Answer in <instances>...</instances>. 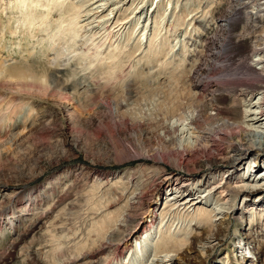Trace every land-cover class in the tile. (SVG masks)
<instances>
[{"label":"bare ground","instance_id":"obj_1","mask_svg":"<svg viewBox=\"0 0 264 264\" xmlns=\"http://www.w3.org/2000/svg\"><path fill=\"white\" fill-rule=\"evenodd\" d=\"M44 1L0 0V44L6 34L16 32V27L7 25L10 19L13 21L14 11L18 10L20 15L17 21L26 15L32 22L36 15L37 21L43 22L50 18L52 10H63L66 29L77 28L85 35L90 33L86 41L97 49L110 36L122 35L128 43L133 39L140 49L144 36L143 50L147 52L136 59V64L144 62L148 70L140 73L149 76L152 83L151 107L139 114L131 126L124 118L123 108L131 90L138 87L137 80L133 82L134 87L132 82L125 85L122 80L126 94L122 100L105 99V110L110 117L118 119L123 129L131 128L127 135L132 139L128 137L127 143H121L119 131L114 128L117 123H107L108 136L115 142L117 155L149 159L151 164L124 170L120 175L93 168L87 171L86 178L105 188L112 197L109 205L123 203L119 214L96 221L91 232L93 246L81 250L66 264L79 261L90 264L97 257H102L103 264H193L189 249H197L201 257H207L217 246L226 244L229 247L225 256L214 264H244L249 254H253L252 240L258 236L262 238L257 240L255 251L263 254L264 55H254L250 60L243 55L235 56L232 51L238 44L233 43L228 49L230 55L223 58L219 55L220 47L212 50L213 58L209 60L197 57L187 60L179 53L176 55L181 57L171 54L161 60L160 46L165 42L170 46L168 53L181 48L183 54L186 50L195 51L194 47H186L189 34L177 38L182 31L173 32L174 27H180L172 21L162 27L164 32L160 33V24L164 17L169 18L173 8L185 10L186 4L181 6L179 0H165L164 7H161L164 0H159L153 8V3L146 7L148 0H48L49 4ZM242 5L244 10L231 11L224 19L219 18L221 23L211 21L204 25L205 31L195 26L198 42L214 38L217 29H227L233 20H264V0H243ZM37 6L45 8L46 12L38 14L33 9ZM171 33L174 38L170 40ZM158 34L161 36L156 41ZM202 36L204 39L200 38ZM190 39L192 43L197 41ZM122 47L127 46L123 44L118 52ZM261 49L264 50V44ZM117 53H113L115 58ZM64 72L57 67L53 70L45 67L39 74L28 65L6 67L0 64V87L10 93L2 100L7 98V104H16L19 98L13 97L16 93L40 91L62 96L67 89L66 78L62 79ZM136 72L137 78L139 73ZM100 106L103 107V103ZM260 166L263 168L258 170ZM82 172L79 170L74 179ZM9 211L4 209L3 213ZM9 216L6 223H10ZM55 225V222L50 223L47 228ZM233 226L237 229L231 234ZM246 226L248 234L254 237L249 241L237 233L239 227ZM51 241L49 247L54 256L62 255L61 243Z\"/></svg>","mask_w":264,"mask_h":264},{"label":"rangeland","instance_id":"obj_2","mask_svg":"<svg viewBox=\"0 0 264 264\" xmlns=\"http://www.w3.org/2000/svg\"><path fill=\"white\" fill-rule=\"evenodd\" d=\"M45 1L44 3H48V0ZM158 1L148 0L146 7L153 3V8ZM242 2L243 0H179L181 6L186 4L183 6L185 10L173 8L169 18L164 17L159 29L172 21L180 27H174L173 32L177 34L182 31L177 38H182L185 33L197 40L199 36L194 34L195 26L205 31L204 25L211 21L221 23L220 19H224L231 11L244 10ZM164 3L165 0L161 7ZM35 8L33 9L38 14L46 12L41 6H37L38 10ZM59 11L52 10L50 18L43 22L37 21L36 15L32 17V22L26 15H22V21H17L20 15L18 10L14 11L13 21L10 19L7 25L16 27V32L6 34L0 44L1 65H28L39 74L45 71V67L50 70L57 67L65 70L62 79L66 78L67 87L62 96L45 91L16 93L13 96L19 97L16 104H7L6 97L2 100L6 93L7 97L10 93L0 87V264H66L81 250L93 246L95 241L91 238V232L96 221L113 218L119 214L123 203L109 205L112 197L105 188L101 189L86 178L87 171L93 168L120 175L124 170L142 165L148 167L151 164L149 159L118 156L115 142L108 136L106 127L107 123L116 122L117 126L114 128L119 131L121 143H127L128 137L132 139V136L127 135L131 133V124L139 114L151 107L152 83L149 76L144 77L140 73L147 71V66L144 62L140 63L143 65L136 64V59L147 52L143 50L144 36L141 37L143 44L140 49L134 45L133 39L126 42L123 35L110 36L97 49L86 41L90 33L85 35L77 28L67 30L66 13ZM192 15L191 19L187 18ZM141 25L142 23L138 25L137 32ZM162 30L161 34L164 32ZM161 34H158L156 41H159ZM171 36L170 40L174 38ZM190 38L186 37V47H194V52L186 50L183 54L181 48L168 53L170 46L165 42L163 47L160 46L161 60H166L171 54L175 57L176 53L187 60H192L193 57L209 60L213 58L212 50H219L220 47L219 55L223 58L230 55L228 49L233 43L238 44L232 51L235 56L243 55L247 60L254 58V55L262 56L264 20H233L227 29H217L214 38H208L204 44L198 40L192 43ZM200 38L204 39V36ZM247 40L250 42H246ZM4 44L6 45L3 46ZM123 44L127 47H122L118 52ZM113 53H117L116 58ZM179 55L176 58L181 57ZM142 61H145V57ZM135 71L139 73L137 78L134 76ZM122 80L125 85L129 81L131 85V82L137 80L135 84L138 86L131 90V95L126 100L127 105L123 108L126 111L124 118L130 124L126 129L121 127L118 119L110 117L104 105L105 99L122 100L126 97ZM100 103H103V107ZM262 168L260 166L258 170ZM79 170L83 172L74 179ZM162 201L159 202V207ZM4 209H9V213L4 214ZM8 215L10 223L5 222ZM53 222L57 225L47 228ZM234 228L231 227V234L236 232L237 228ZM237 233L248 241L250 238L254 239L250 236L252 233L248 234L247 226L239 227ZM261 238L258 236L252 240L254 249L250 246L249 249L253 254H249L244 264H264V253L258 255L255 251V244ZM51 240L60 242L66 253L54 256L49 247ZM229 240L227 238L226 243ZM228 247L227 244L217 246L207 257H201L197 249L187 247L186 250H192L190 255L193 264H214L216 260L222 261ZM97 258L90 264H103L102 257ZM74 264H82V261Z\"/></svg>","mask_w":264,"mask_h":264}]
</instances>
